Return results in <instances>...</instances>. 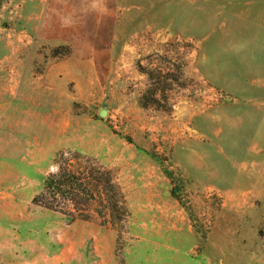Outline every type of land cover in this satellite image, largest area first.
<instances>
[{
  "label": "rangeland",
  "instance_id": "obj_1",
  "mask_svg": "<svg viewBox=\"0 0 264 264\" xmlns=\"http://www.w3.org/2000/svg\"><path fill=\"white\" fill-rule=\"evenodd\" d=\"M0 264H264V0H0Z\"/></svg>",
  "mask_w": 264,
  "mask_h": 264
},
{
  "label": "trees",
  "instance_id": "obj_2",
  "mask_svg": "<svg viewBox=\"0 0 264 264\" xmlns=\"http://www.w3.org/2000/svg\"><path fill=\"white\" fill-rule=\"evenodd\" d=\"M94 189L99 196L102 195L97 185L94 186ZM46 195L57 203L60 196H62L64 202L74 203L75 199H81L83 196L93 198L94 193L86 189V187L83 188L82 183L74 175L60 169L57 173L50 174L45 178L41 192L33 199V203L40 205L44 209L56 211L58 206L44 202V196Z\"/></svg>",
  "mask_w": 264,
  "mask_h": 264
},
{
  "label": "water",
  "instance_id": "obj_3",
  "mask_svg": "<svg viewBox=\"0 0 264 264\" xmlns=\"http://www.w3.org/2000/svg\"><path fill=\"white\" fill-rule=\"evenodd\" d=\"M103 115H104L103 113L100 114L101 117H103Z\"/></svg>",
  "mask_w": 264,
  "mask_h": 264
}]
</instances>
